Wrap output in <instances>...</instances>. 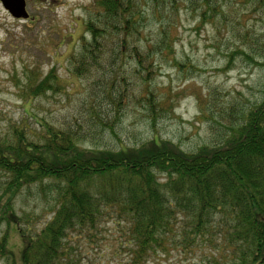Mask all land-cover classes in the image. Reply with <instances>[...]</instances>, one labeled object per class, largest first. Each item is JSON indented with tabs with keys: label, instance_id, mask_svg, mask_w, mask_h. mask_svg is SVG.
Masks as SVG:
<instances>
[{
	"label": "trees",
	"instance_id": "16d2710c",
	"mask_svg": "<svg viewBox=\"0 0 264 264\" xmlns=\"http://www.w3.org/2000/svg\"><path fill=\"white\" fill-rule=\"evenodd\" d=\"M219 1L92 0L84 24L90 39L83 37L80 53L71 55L73 73L96 76L104 95L85 104L90 128L107 125L100 118L104 101L121 113L134 83L142 87L138 103L156 119L166 100L157 101L150 84L162 59L175 63L170 28L176 12L188 4L200 11L202 24L221 15ZM244 1L264 12V0ZM237 37L249 53L237 48L229 66L235 57L253 64L264 59L263 38ZM27 82V104L63 87L55 70L41 78L31 71ZM198 100L204 116L207 107L220 120L212 127L217 140L195 153L160 139L118 151L84 148L89 136L78 120L76 129L42 120L35 136L16 124L0 135V227L8 226L0 258L12 264H150L174 249H201L206 264H264V93L250 108L234 100L223 104L212 92ZM25 190L53 198L51 217L39 228L17 213ZM108 223L115 232L111 253L102 247ZM11 229L20 238L19 254L9 247Z\"/></svg>",
	"mask_w": 264,
	"mask_h": 264
},
{
	"label": "rangeland",
	"instance_id": "374dc122",
	"mask_svg": "<svg viewBox=\"0 0 264 264\" xmlns=\"http://www.w3.org/2000/svg\"><path fill=\"white\" fill-rule=\"evenodd\" d=\"M91 2L30 0L28 9L36 20L17 22L9 17L0 0L1 136L10 134L15 124L29 126L35 136L41 131L38 123L42 120L74 129L78 120L82 131L89 136L88 141L80 144L84 148L118 151L121 147H138L160 139L185 153H195L217 140L212 127L218 128L220 120L207 107L206 115L201 113L199 97L206 101L212 92L223 104L234 100L249 108L260 101L264 93V59L254 60L253 64L240 56L235 57L233 65L229 66L228 62L230 53L237 48L249 53L238 37L234 38L235 34L249 33L264 39V12L255 10L244 0H220L221 15L201 24L200 11L183 4L170 28L175 40V63L162 59L150 84L157 101L166 100L164 109L153 119V113L139 104L138 92L142 87L134 83L128 88L130 95L124 100L120 114L114 111V106L106 105L109 101H104L101 107L100 118L114 131L101 125L90 128L94 124L84 121L85 104L93 96L98 103L104 95L99 90L100 82L96 84V76L78 78L73 73L71 55L80 53L83 37L90 39L84 24ZM151 29L155 28H147V37ZM51 70L62 81V91L39 97L32 104L25 103L23 89L31 71L41 78ZM33 193L23 191L16 210L33 227L39 228L50 219L54 201L52 196L44 197L38 190ZM7 228L6 224L0 227V239L8 232ZM104 230L102 247L111 253L115 234L112 223L106 224ZM8 234L9 247L19 254L21 242L16 230L11 229ZM204 256L201 249L191 254L174 249L167 258H154L150 264H206ZM117 261L114 259V263ZM0 264L12 263L0 258Z\"/></svg>",
	"mask_w": 264,
	"mask_h": 264
},
{
	"label": "water",
	"instance_id": "95a60500",
	"mask_svg": "<svg viewBox=\"0 0 264 264\" xmlns=\"http://www.w3.org/2000/svg\"><path fill=\"white\" fill-rule=\"evenodd\" d=\"M10 13L18 19H27L29 17L24 0H2Z\"/></svg>",
	"mask_w": 264,
	"mask_h": 264
},
{
	"label": "flooded vegetation",
	"instance_id": "af4514ba",
	"mask_svg": "<svg viewBox=\"0 0 264 264\" xmlns=\"http://www.w3.org/2000/svg\"><path fill=\"white\" fill-rule=\"evenodd\" d=\"M39 1H41V0H39ZM24 2H25V4H26V10H27V12H28L29 17H28L27 19H18V18L14 17V16L10 13V11L5 7V5L3 4L2 0H1V3H2L3 7L5 8L6 12L8 13L9 17H10L11 19H13L14 21H17V22H32V21H35L36 18L33 17V16L31 15V13H30V11H29V9H28V8H29V5H30V0H24Z\"/></svg>",
	"mask_w": 264,
	"mask_h": 264
}]
</instances>
